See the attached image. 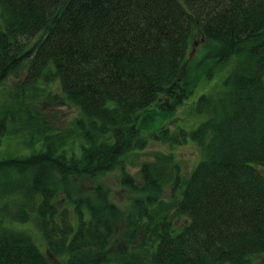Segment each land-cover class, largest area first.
Returning <instances> with one entry per match:
<instances>
[{"label":"trees","instance_id":"trees-1","mask_svg":"<svg viewBox=\"0 0 264 264\" xmlns=\"http://www.w3.org/2000/svg\"><path fill=\"white\" fill-rule=\"evenodd\" d=\"M0 10V145L42 144L0 159V264H264V0H0ZM224 69L199 97L197 128L163 127ZM61 100L79 111L71 127L49 116ZM155 127L172 147L197 144L190 172L173 151L144 161L140 180L128 170ZM115 169L132 195L124 206L103 182L74 184ZM28 222L45 252L16 228Z\"/></svg>","mask_w":264,"mask_h":264},{"label":"rangeland","instance_id":"rangeland-1","mask_svg":"<svg viewBox=\"0 0 264 264\" xmlns=\"http://www.w3.org/2000/svg\"><path fill=\"white\" fill-rule=\"evenodd\" d=\"M0 22H1V10H0ZM34 41V40H32ZM192 53L190 54V56ZM227 70L224 69L215 77L208 80L202 79L197 83L194 92L189 96L188 99L180 106L172 116L165 120L163 127H168L170 132L175 131L179 128H184L187 131H191L199 126V124L205 119V116L199 113L196 109V104L199 97L203 93L214 92L221 86L227 75ZM9 86V85H8ZM54 90L61 93L58 86L54 85ZM62 101V100H61ZM52 110L49 113L51 120L56 124H59L62 128L71 127L72 123L76 117L80 116L79 111L75 106L67 104L65 101L59 103L58 105L51 106ZM149 145L144 148V150H138L135 153L130 154L127 157V167L128 170L140 180L139 169L144 161L152 160L156 152H170L173 151L176 158L181 162L185 171L190 172L196 164L201 159V151L197 144L189 139V142L179 143L175 146H171L163 141L162 134L158 131V127L153 128L148 134ZM27 139L26 135H6L1 141L0 145V159L6 157L7 155H29L34 151H38L42 148L40 141H36L32 145H26L25 141ZM35 141V140H34ZM264 173V168L260 169ZM79 182V183H78ZM96 182H103L110 190L112 194V199L121 206L126 205L129 200L131 193L127 188L121 184V171L120 169H115L106 176L99 177L95 180H90L88 178H83L82 181H75L74 184H79L78 191H90ZM185 218L177 219V226H182L185 224ZM17 229L25 230L29 232L34 238L35 242L42 251H46V242L42 237V234L35 223H18L15 224ZM112 249L122 250L124 244L118 242H112ZM55 264H67L65 257H52Z\"/></svg>","mask_w":264,"mask_h":264}]
</instances>
